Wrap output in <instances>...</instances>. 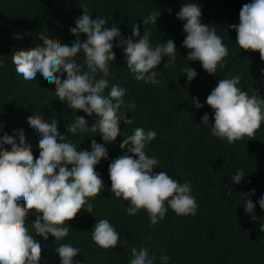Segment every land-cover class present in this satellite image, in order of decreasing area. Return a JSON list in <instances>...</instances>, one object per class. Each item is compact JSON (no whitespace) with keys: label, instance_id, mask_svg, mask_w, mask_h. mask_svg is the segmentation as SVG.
Here are the masks:
<instances>
[{"label":"trees","instance_id":"obj_1","mask_svg":"<svg viewBox=\"0 0 264 264\" xmlns=\"http://www.w3.org/2000/svg\"><path fill=\"white\" fill-rule=\"evenodd\" d=\"M187 2L191 0H0V62H3L0 134L15 135L14 130L22 128L33 160L39 154L36 146L39 134L29 127L26 117L38 115L48 122L56 118L59 131L66 134L65 125L77 115L84 116L91 126L95 113L88 116L82 110L69 109L66 102L55 97V85L45 84L39 75L33 81H24L12 64L11 56L16 49L36 46L41 43L38 38L41 34L70 46L76 36L69 32V27L75 26V18L83 13L84 6L92 19L103 17L109 26L115 23L123 36L131 34V25L135 23L140 35L144 29L149 33L153 46L171 38L177 47L174 61L164 67L168 59L164 57L154 69L160 81L156 86L137 81L127 68L122 48L117 47L113 48L116 59L109 62L107 79L109 88L116 84L126 90L120 111L126 112L125 118L131 122H120L121 135H131L136 127L156 131L145 152L155 155L159 161L154 171H166L181 183L191 182L197 204L195 214H176L169 209L156 224L150 223L143 209L128 215L125 211L128 201L116 198L109 190L108 164L126 150L127 146L119 147L123 137L118 135L115 142L105 143L98 131L78 130L66 136L77 150H90L93 139L107 149L108 159L102 158L94 166L104 189L89 198L91 213L81 208L72 219L65 221L68 234L61 240L54 241L51 235L44 240L35 235L41 242L39 264H60L54 249L62 243L79 248L80 253L73 259L80 264H128L133 246L146 247L149 255L155 256L154 264H161L162 254L170 257L168 264H264V232L259 229V224H264V209L257 202L264 194V122L253 137L244 136L231 144L212 136L209 127L200 124L205 113L209 114V123L213 122V110L205 101L219 79L238 75L241 90L264 98V73L261 72L264 61L259 51L240 49L235 42L236 31L228 27L239 23V10L250 0H195L200 5L201 22L215 28L228 48V55L222 67L218 65L216 74H209L198 61H188L186 55L190 50L181 46L183 21L175 13ZM152 11H160L156 24L143 25L142 19ZM80 38L85 39V34L81 33ZM187 64L197 73L191 82L181 73ZM65 75L61 74V79ZM192 97L203 107L196 108L191 103ZM129 103L135 107L129 108ZM4 147L10 148V145ZM237 169L245 174L234 184L231 175ZM251 189L255 193L245 198L253 202L256 219L245 212L243 205V195ZM36 215L34 210H29L25 221L29 234H34L31 221ZM100 218H107L119 233L114 248L99 247L91 239L92 227Z\"/></svg>","mask_w":264,"mask_h":264},{"label":"clouds","instance_id":"obj_2","mask_svg":"<svg viewBox=\"0 0 264 264\" xmlns=\"http://www.w3.org/2000/svg\"><path fill=\"white\" fill-rule=\"evenodd\" d=\"M81 8L83 13L75 18V26L69 27V32L76 36L70 46L41 34L38 36L41 43L18 48L11 56L15 72L24 81H33L39 75L45 84L55 85V97L66 102L69 109L82 110L88 116L95 113V120L89 126L84 116L77 115L73 122L65 125L66 134H62L56 118L48 122L38 115L26 117L29 127L39 134L36 145L39 154L35 160L22 128L14 130L15 135L0 134V264H39L41 242L35 235L44 240L49 235L54 241L61 240L68 234L65 221L72 219L81 208L91 213L89 198L104 189V182L94 166L102 158L108 159L105 146L93 139L90 150H77L66 136L76 134L78 130H91L98 131L105 143L115 142L118 135L123 137L120 122L130 123L131 119H126V112L120 111L125 88L116 84L109 88V62L116 59L113 48H122L127 68L137 81L153 86L160 83L159 73L154 69L161 65L162 59L168 58L163 64L167 67L176 58L177 47L173 39L153 46L149 33L144 29L140 35L135 23L131 25V34L123 36L115 23L109 26L103 17L92 19L88 8ZM168 11L171 13L172 10ZM159 14L160 11H152L142 19L143 25L156 24ZM175 16L183 21L181 46L190 50L187 60L198 61L209 74H216L218 65L222 67L228 55V48L215 28L201 22L200 5L195 0L182 3ZM238 17V24L228 26L237 33L236 44L240 49L258 50L264 61V0L243 4ZM81 33L85 34V39L80 38ZM261 72L264 73V69ZM181 73L186 74L187 82L197 75L188 64ZM61 74H66L63 79ZM239 81L238 75L217 81L205 101L213 110V122L209 123L208 113L200 122L209 127L212 136L226 139L230 144L244 136L253 137L264 122V98L241 90ZM191 103L196 108L203 107L195 97ZM127 106L135 107L134 103ZM156 135L153 129L136 127L119 144L121 149L127 146L126 150L108 164L110 192L116 198L128 201L125 208L128 215L143 209L152 224L163 219L169 209L187 215L195 214L197 208L190 181L181 183L166 171H154L159 161L155 155H147L145 148ZM5 144L10 148H5ZM234 173L231 182L239 183L245 173L240 169ZM254 193L255 189H251L243 195V205L245 212L256 219L253 202L245 198ZM257 202L264 209V194ZM29 210L38 213L31 221L34 234H29L25 223ZM259 229L264 232V224L260 223ZM91 239L99 247L114 248L119 233L107 218H100L92 227ZM54 250L60 264H80L73 259L80 253L79 248L62 243ZM130 252L128 264H154L155 256H150L146 247L133 246ZM159 259L161 264H168L170 257L162 254Z\"/></svg>","mask_w":264,"mask_h":264}]
</instances>
